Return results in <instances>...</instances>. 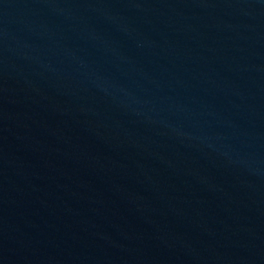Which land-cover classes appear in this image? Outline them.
<instances>
[{
	"label": "water",
	"instance_id": "water-1",
	"mask_svg": "<svg viewBox=\"0 0 264 264\" xmlns=\"http://www.w3.org/2000/svg\"><path fill=\"white\" fill-rule=\"evenodd\" d=\"M0 264H264V0H0Z\"/></svg>",
	"mask_w": 264,
	"mask_h": 264
}]
</instances>
